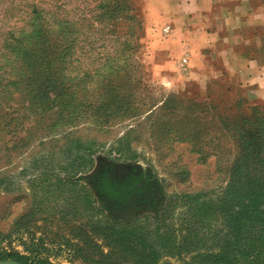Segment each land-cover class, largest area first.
Listing matches in <instances>:
<instances>
[{
  "label": "rangeland",
  "instance_id": "rangeland-1",
  "mask_svg": "<svg viewBox=\"0 0 264 264\" xmlns=\"http://www.w3.org/2000/svg\"><path fill=\"white\" fill-rule=\"evenodd\" d=\"M246 1L261 19L259 67L242 74L235 57L233 67L208 58L197 79L163 55L126 1L0 0V261L87 264L76 247L105 224L160 228L176 241L197 231L193 251L161 250L157 264L219 253L209 238L227 231V217L164 207L185 194L216 200L231 169L264 168V0ZM77 103L112 120L69 129L36 118ZM64 201L73 221L60 219ZM94 237L83 249L96 251Z\"/></svg>",
  "mask_w": 264,
  "mask_h": 264
},
{
  "label": "trees",
  "instance_id": "trees-1",
  "mask_svg": "<svg viewBox=\"0 0 264 264\" xmlns=\"http://www.w3.org/2000/svg\"><path fill=\"white\" fill-rule=\"evenodd\" d=\"M123 1H126L135 11L130 1ZM50 117L56 123L63 122V125L68 126L69 129L81 121L90 122L95 128H101L105 126L107 121L112 120L111 114L106 108L81 103L66 105L59 113L46 112L36 115V118L40 120ZM75 152L77 153L70 157L81 159L83 158L82 155L88 152V149L82 148V153L80 150H75ZM263 178L264 168L262 167L259 169L258 167L233 168L221 196L216 200L207 198L203 193L185 194L174 198V207L172 201L165 205V211L178 207L183 210V215L203 217L219 214L229 219L226 223L227 231L221 237L209 238L215 242V245L220 244L219 253L209 255L208 258L211 261H206L205 256L200 255L201 261L196 264H264V207L256 202L262 198L264 202ZM260 180L262 181L260 182ZM60 183V181L57 182V184ZM67 184L73 185L72 183ZM127 195L128 193H124L122 198ZM67 204L72 203L64 201L61 208L62 212H58L61 214L60 219L65 222L74 220L72 213L66 212ZM34 205L37 210H31L30 214H35L39 210L38 204ZM189 232L187 236L176 241L177 238L173 232H166L160 228L147 232L140 224L118 228L113 225H98L97 229H92L91 232L86 231L84 236L82 235L83 239L81 238L80 243H78L81 246L77 245L75 252H78L76 256L81 257L83 262L87 264H157L161 250L168 255L174 252L178 254L193 251V246H197L196 243L199 244L201 238H198L197 231L191 230ZM93 237L94 239L99 238L102 244L94 245L92 250L96 251L91 252L88 249H83V247L88 246L83 244L89 243ZM103 248L107 249L106 253H102ZM11 259L28 264L26 257H13Z\"/></svg>",
  "mask_w": 264,
  "mask_h": 264
},
{
  "label": "crops",
  "instance_id": "crops-1",
  "mask_svg": "<svg viewBox=\"0 0 264 264\" xmlns=\"http://www.w3.org/2000/svg\"><path fill=\"white\" fill-rule=\"evenodd\" d=\"M128 1L145 30H155L164 42L163 55L185 59L183 65L193 77L203 75L207 59L214 57L229 67L231 58L239 59L242 74H250L251 65L259 67L261 19L246 0Z\"/></svg>",
  "mask_w": 264,
  "mask_h": 264
},
{
  "label": "water",
  "instance_id": "water-1",
  "mask_svg": "<svg viewBox=\"0 0 264 264\" xmlns=\"http://www.w3.org/2000/svg\"><path fill=\"white\" fill-rule=\"evenodd\" d=\"M0 264H22V263L14 261V260H2L0 261Z\"/></svg>",
  "mask_w": 264,
  "mask_h": 264
},
{
  "label": "built area",
  "instance_id": "built-area-1",
  "mask_svg": "<svg viewBox=\"0 0 264 264\" xmlns=\"http://www.w3.org/2000/svg\"><path fill=\"white\" fill-rule=\"evenodd\" d=\"M181 62H182V64H184L185 63V59H182Z\"/></svg>",
  "mask_w": 264,
  "mask_h": 264
}]
</instances>
